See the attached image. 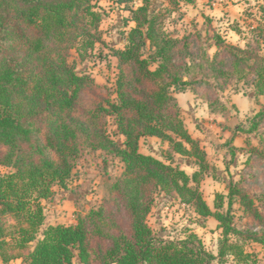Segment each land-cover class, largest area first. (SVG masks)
Wrapping results in <instances>:
<instances>
[{
  "label": "trees",
  "instance_id": "trees-1",
  "mask_svg": "<svg viewBox=\"0 0 264 264\" xmlns=\"http://www.w3.org/2000/svg\"><path fill=\"white\" fill-rule=\"evenodd\" d=\"M98 1L0 0V167H12L9 172L0 171L1 263L73 264L76 253L82 264H212L229 251L239 260L248 258L242 246L229 244V236L242 233L233 223V196L240 194L242 204H252V198L231 185L227 212L220 210L222 193L216 195L215 210L210 207L200 187L206 152L188 130L176 96L205 83L188 77V72L202 64L187 61L193 57L187 41L182 43L163 30L159 16L151 13L149 0H142L136 8L130 5L134 0H114L130 12L128 20L133 25L123 47L110 46L98 32L102 19ZM77 24L80 32L68 37ZM78 38L82 42L76 49L82 57L101 44L108 47L118 69L117 101L94 102L84 116L73 112L93 80L78 74L69 63L67 51L73 44L63 46ZM215 41L235 57L232 65L236 67L242 63L252 67L249 62L256 60L254 86L264 95V56L250 44L247 49L226 44L219 35ZM221 54L212 63L224 64V59L218 62ZM213 71L219 77L229 74L222 69ZM106 116H116L126 138L124 147L109 137L106 120L102 121ZM256 117L259 120L247 133L264 119V110ZM39 120L47 121L45 129ZM145 136L168 142L176 153L195 156L201 170L190 175L141 152ZM25 144L30 147L27 154ZM86 148L114 154L125 165L112 186L117 194L113 206L91 209L76 225L50 224L38 239L46 220L41 200L51 197L55 186L67 187ZM154 189L174 191L182 201L193 204L200 216L219 221L224 237L218 256L207 250L195 232L180 240L154 235L147 222ZM249 237L264 246V234L250 231ZM93 240L99 243L93 246ZM233 248L239 250L233 252Z\"/></svg>",
  "mask_w": 264,
  "mask_h": 264
},
{
  "label": "rangeland",
  "instance_id": "rangeland-1",
  "mask_svg": "<svg viewBox=\"0 0 264 264\" xmlns=\"http://www.w3.org/2000/svg\"><path fill=\"white\" fill-rule=\"evenodd\" d=\"M142 3V0H134L130 5L136 8ZM148 5L151 13L159 16L167 34L181 39L182 43L187 41L188 51L193 55L187 61L202 64V67L196 65L188 72V77L205 83L196 84L195 91L177 93L176 96L188 130L206 152L200 187L210 207L215 210L216 195L222 193L225 198L220 210L227 212L231 185L252 198V204H242L240 194L233 196V223L242 233L229 236V244L242 246L250 256L239 260L229 251L224 257H219L224 237L219 221L214 216H200L193 204L182 201L174 191L153 190L154 201L147 222L160 239L180 240L190 232L197 233L207 250L218 256L212 264H264V246L249 237L250 231L258 236L264 234V119L251 133H247L252 123L259 120L257 114L264 110V95L258 94L254 86L256 60L249 62L252 67L246 63L236 67L232 65L235 57L218 48L215 41L219 35L226 44L246 49L250 44L254 51L258 50L264 56V33L260 35L261 29L264 30V0H149ZM97 10L102 14L98 25L100 35L110 46L123 47L124 38L133 25L128 20L130 12L114 0H99ZM77 25L70 30L68 37H75L80 32V24ZM81 42L78 38L63 46L73 44L67 51L69 63L78 74L93 80L73 112L84 116L94 102L117 101L118 69L116 59L108 55V47L97 44L95 50H88L82 57L76 49ZM218 52H222L218 62L224 59V64L212 63ZM177 60L180 62L181 58L177 57ZM213 68L229 74L219 77ZM243 74L245 76L241 77ZM207 101L212 103V108L208 107ZM105 120L109 137L124 147L126 138L118 129L116 116H106L102 121ZM38 124L45 129L47 121L39 120ZM23 150L25 154L29 153V145L25 144ZM140 151L180 167L190 175L201 170L195 156L176 153L168 142L158 137H143ZM190 152L194 150L190 148ZM11 170L10 166L0 167L2 173ZM124 171L125 165L114 154L84 149L67 187L55 186L54 194L41 200L46 220L37 238L51 223L76 225L79 218L86 216L91 209L102 205L110 209L117 195L112 186ZM97 243L99 241H92L93 246ZM231 250L237 252L239 249ZM11 264H20V261ZM73 264H82L77 253Z\"/></svg>",
  "mask_w": 264,
  "mask_h": 264
},
{
  "label": "crops",
  "instance_id": "crops-1",
  "mask_svg": "<svg viewBox=\"0 0 264 264\" xmlns=\"http://www.w3.org/2000/svg\"><path fill=\"white\" fill-rule=\"evenodd\" d=\"M120 47V46H119ZM113 58V57H112ZM115 59V58H114ZM181 94V93H180ZM52 224V223H51ZM17 261H20V263H21V260H17Z\"/></svg>",
  "mask_w": 264,
  "mask_h": 264
}]
</instances>
